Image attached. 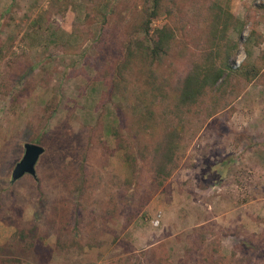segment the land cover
<instances>
[{
	"label": "rangeland",
	"instance_id": "obj_1",
	"mask_svg": "<svg viewBox=\"0 0 264 264\" xmlns=\"http://www.w3.org/2000/svg\"><path fill=\"white\" fill-rule=\"evenodd\" d=\"M212 1L165 0L171 14L161 10L145 33L152 0H0V264H264V0H225L240 20L227 31L239 45L234 67L258 65L252 82L222 77V91L180 115L152 79L157 66L175 81L213 51ZM164 24L176 34L168 55H131ZM108 87L116 94L103 101ZM143 114L150 135L182 126L177 168L161 186L152 165L138 180L129 169ZM25 142L44 153L34 176L11 181ZM75 207L85 227L70 231Z\"/></svg>",
	"mask_w": 264,
	"mask_h": 264
},
{
	"label": "trees",
	"instance_id": "obj_2",
	"mask_svg": "<svg viewBox=\"0 0 264 264\" xmlns=\"http://www.w3.org/2000/svg\"><path fill=\"white\" fill-rule=\"evenodd\" d=\"M169 2L171 5L174 4L173 0H169ZM161 10H165L168 14H171V8L168 4H166L165 0H152V4L144 10V18H142V25L139 27L138 32L144 31L145 33H148L151 19L157 16ZM206 10L210 12L211 15H213L211 24L209 26L210 31L208 32L211 33L209 35V44L213 47L210 48L213 51L210 52L209 50V52H207L206 55L200 59L190 58V67L188 71L185 73V75L181 74L182 77H179L175 81H170V75L165 76L163 71H161L157 66L155 69L151 70L152 79L157 82V84L162 85V83H165V86L167 85V87L170 88L172 92L171 99L173 101L172 110L174 114L175 111H178V113L181 115L183 108H187L190 105L197 103L207 91H222V88L224 87L223 81L220 82L222 77L225 78L227 75L230 76L235 74L239 75V77L246 83H250L256 79L260 70L259 66L255 64L234 67V60L238 53L239 45L238 40L232 39L228 35L227 31L230 28L235 29L237 24L240 23V20L225 6V0H213L211 4L206 6ZM154 35L155 38L151 39V47L144 43V39H140L137 45H133L135 50L133 53H131V55L152 57L158 61H160L162 57L168 55L172 49L173 43L176 40L174 29L170 25L164 24L161 27L154 29ZM147 40L149 39L147 38ZM127 63H130V61H125L121 66H127ZM120 74L121 71H119L118 75L119 77H122ZM153 89H155V87ZM115 94V88L108 87L105 94H103L102 100L106 101L105 96H108V98L111 99L113 96H115ZM169 97L167 95L166 99H169ZM48 107H50V104H48L47 109ZM50 112L52 111L49 110L48 113ZM178 118L180 117L178 116ZM167 120L170 121L169 119ZM144 121L145 117L143 114L141 115V119L135 120L134 122L135 125H141L142 122L144 124L139 137L134 133L129 135L131 141L134 139V142L132 143L135 148V151H133V153H131L128 157L129 169L135 173L134 179L138 180L142 168H149V166L152 165L154 168V174L151 184L156 183L157 186H161L177 168L176 153L182 150V126L179 124L176 127L169 128L167 125H165L166 127L158 128L152 135H150L146 131L147 125L144 123ZM168 121L167 123H169ZM163 123H165V121H163ZM114 135L117 137V147L124 148L125 145H123L122 140L120 139V133L117 132ZM149 135L150 138H152V136L154 137L152 144L153 146L150 151L151 155L145 157L146 159L143 160L140 159L139 155H144L145 152L148 151L149 145L146 144L145 136L149 137ZM38 144L41 145L39 142ZM233 160V155L229 154L228 157L223 160L222 164L224 168L227 169L230 167V165L233 163ZM205 166H207L206 172H213V162L208 161L206 162ZM35 183L38 184V182ZM83 183L84 181L82 180V188ZM211 183H213V181H210V185ZM124 191V198L126 200H131L134 192H136L134 186L129 190ZM74 200H78L77 194L74 195ZM37 204L41 205L43 202L39 200ZM72 211H74L72 214L73 221H71V226L68 224L70 231L84 228L85 225H81L79 223L81 220L79 219L80 214L77 210V207L73 208ZM19 238H24L22 232H19Z\"/></svg>",
	"mask_w": 264,
	"mask_h": 264
},
{
	"label": "water",
	"instance_id": "obj_3",
	"mask_svg": "<svg viewBox=\"0 0 264 264\" xmlns=\"http://www.w3.org/2000/svg\"><path fill=\"white\" fill-rule=\"evenodd\" d=\"M23 154L15 163L10 178L14 181L24 174L35 175V166L39 157L44 153L45 148L37 143L25 142L23 144Z\"/></svg>",
	"mask_w": 264,
	"mask_h": 264
},
{
	"label": "built area",
	"instance_id": "obj_4",
	"mask_svg": "<svg viewBox=\"0 0 264 264\" xmlns=\"http://www.w3.org/2000/svg\"><path fill=\"white\" fill-rule=\"evenodd\" d=\"M152 223H153V225H156V226L159 225V223H160L159 215L154 217V219L152 220Z\"/></svg>",
	"mask_w": 264,
	"mask_h": 264
},
{
	"label": "clouds",
	"instance_id": "obj_5",
	"mask_svg": "<svg viewBox=\"0 0 264 264\" xmlns=\"http://www.w3.org/2000/svg\"><path fill=\"white\" fill-rule=\"evenodd\" d=\"M239 63H240V61L238 60V61H237V64H239Z\"/></svg>",
	"mask_w": 264,
	"mask_h": 264
},
{
	"label": "crops",
	"instance_id": "obj_6",
	"mask_svg": "<svg viewBox=\"0 0 264 264\" xmlns=\"http://www.w3.org/2000/svg\"><path fill=\"white\" fill-rule=\"evenodd\" d=\"M57 41V40H56ZM58 42V41H57Z\"/></svg>",
	"mask_w": 264,
	"mask_h": 264
}]
</instances>
